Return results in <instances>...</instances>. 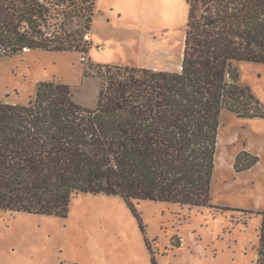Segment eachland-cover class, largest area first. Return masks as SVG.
I'll return each instance as SVG.
<instances>
[{"label":"trees","instance_id":"trees-1","mask_svg":"<svg viewBox=\"0 0 264 264\" xmlns=\"http://www.w3.org/2000/svg\"><path fill=\"white\" fill-rule=\"evenodd\" d=\"M187 2L180 70L91 63L85 76L100 79L92 108L59 81L39 82L27 104L0 100V210L66 218L79 194L119 196L135 213V201L213 205L222 113L264 119L236 66L264 65V0ZM96 4L0 0V61L35 50L87 56ZM259 160L244 150L234 168Z\"/></svg>","mask_w":264,"mask_h":264},{"label":"rangeland","instance_id":"rangeland-1","mask_svg":"<svg viewBox=\"0 0 264 264\" xmlns=\"http://www.w3.org/2000/svg\"><path fill=\"white\" fill-rule=\"evenodd\" d=\"M188 12L187 0H97L89 54L35 50L3 59L0 100L27 104L39 82L59 81L92 108L100 79L85 76L91 63L178 71ZM236 66L264 104V65ZM244 150L260 160L237 172ZM211 199L210 207L135 201V213L119 196L79 194L66 218L0 210V264H152L153 256L159 264H258L264 119L222 113Z\"/></svg>","mask_w":264,"mask_h":264},{"label":"crops","instance_id":"crops-1","mask_svg":"<svg viewBox=\"0 0 264 264\" xmlns=\"http://www.w3.org/2000/svg\"><path fill=\"white\" fill-rule=\"evenodd\" d=\"M218 143H219V141H218Z\"/></svg>","mask_w":264,"mask_h":264}]
</instances>
